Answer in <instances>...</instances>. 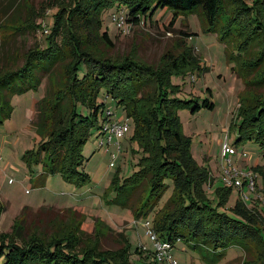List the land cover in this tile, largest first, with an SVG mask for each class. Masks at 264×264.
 Returning a JSON list of instances; mask_svg holds the SVG:
<instances>
[{
    "label": "rangeland",
    "instance_id": "rangeland-1",
    "mask_svg": "<svg viewBox=\"0 0 264 264\" xmlns=\"http://www.w3.org/2000/svg\"><path fill=\"white\" fill-rule=\"evenodd\" d=\"M69 2L0 0V66L17 67L22 63V54L29 48L44 47L52 14L62 6H68ZM116 6L104 10L100 30L89 22L79 21L77 36L98 55L111 58L130 55L154 68L161 65L164 52L171 51L177 55L185 48L192 57L188 59L191 69L185 74L174 72L170 75L171 84L180 88L176 94L180 98H195L198 103L206 97H211L214 102L212 108L203 106L192 110V104L177 110L178 127L186 139L192 168L207 174L206 180L200 183L204 200L218 213L249 223L234 210L238 202L253 219L250 224L255 232L243 241V245L237 242L227 246L212 243L197 247L179 239L170 251L171 258L177 264H264V157L262 149L252 138L236 141L237 134L233 130V125L240 119L236 114L240 97L243 93L244 97L249 96L248 91L244 92V79L236 72L235 58L240 51L235 43L228 42L227 37L222 38L220 33L208 30L199 9L174 14L170 9H153L152 6L140 23L126 21L118 27L117 17L125 12L119 10L121 6ZM173 15V24L169 26ZM64 16L62 14L59 20L60 25ZM233 17L231 6L226 1L221 17L217 19V28H224L228 19ZM238 29L230 26L228 34L232 40ZM101 30L107 31L113 46H106L100 36ZM63 31L61 29L59 36H53L58 44L61 39L66 41L67 35L63 37ZM258 48L252 45L247 55L255 57ZM263 66L264 63H258L254 72L259 75ZM51 76L55 81L59 76L60 81L64 79L63 72ZM254 89L264 94V87L253 88L251 92ZM50 90L51 83L45 75L36 89L12 96L10 115L0 119V204L4 205L0 213V232H11L21 214V235L24 237L35 231L49 237L71 226L69 220L73 219L80 222L77 231L83 242H91L98 249H116L121 246L124 236L129 244L128 259L131 263L153 264L152 245L143 220L148 218L153 225L154 215L174 192L175 179L170 176L163 178L161 193L146 217L134 216L140 207L136 196H131L128 201L130 207L112 201L114 185L133 176L142 167L141 161L149 156L134 138L135 127L130 118L126 135L118 139L111 137L108 143L100 129L91 132L81 148L83 161L80 169L87 175L86 180L69 181L58 172L44 171L43 163L36 160V150L43 138L36 132L32 121L36 103ZM102 98L100 94L97 101H102ZM106 105L112 111V117L121 119L125 115L112 99L107 98ZM225 136L235 149L231 165L255 177V190L244 185H229L223 180L225 168L229 167L221 155V142ZM112 153L116 155L114 160ZM189 185L193 195L199 184L192 181ZM225 188L229 190L222 195Z\"/></svg>",
    "mask_w": 264,
    "mask_h": 264
},
{
    "label": "trees",
    "instance_id": "trees-1",
    "mask_svg": "<svg viewBox=\"0 0 264 264\" xmlns=\"http://www.w3.org/2000/svg\"><path fill=\"white\" fill-rule=\"evenodd\" d=\"M69 1L68 6H62L52 14L44 47L29 48L22 54V63L17 67L1 64L0 119L10 115L12 96L36 89L42 77L48 76L51 90L36 103L32 121L43 138L36 150V160L43 163L47 173L58 172L69 181L82 182L87 179L80 169L82 145L94 129H100L106 117L104 111L108 109L107 98L112 99L124 110L123 117L133 120L134 138L149 155L141 161L142 167L133 176L114 185L112 201L130 207L128 201L131 196H136L140 207L134 216L146 217L161 193L163 178L170 176L176 182L174 192L153 219V228L160 238L172 245L179 239L197 247L212 243L243 245V241L255 232L250 224L253 221L249 217L251 214L248 216L246 209L237 202L234 210L249 221L245 223L238 217L218 213L205 202L200 183L206 180L207 174L192 168L186 139L178 127L179 108L194 104L193 110L214 105L211 97L198 103L195 98H180L176 94L180 88L171 84L170 75L174 72L185 74L191 69L188 59L192 57L185 48L177 55L164 52L161 65L154 68L130 55L118 58L98 55L76 32L81 20L100 30L102 13L114 5L121 6L119 10L125 12L124 23L134 24L144 20L152 6L153 9H170L174 14L199 9L208 30L220 33L222 38L227 37L228 42L235 43L240 51L235 58L236 72L244 79V92L248 91L249 96L244 97L243 93L240 97L236 110L240 119L233 125V130L237 134L236 141L252 138L264 157V94L255 89L251 92L253 88L264 87V66L259 75L254 72L258 63H264V0ZM226 1L234 17L228 19L224 28H217V19H220ZM62 14L65 16L60 25ZM173 21L174 15L169 26ZM231 25L239 27L233 40L228 34ZM61 29L64 30L63 37L67 36L66 41L61 39L58 44L53 36H59ZM100 36L106 46H113L106 30H101ZM252 45L259 47L255 57L247 55ZM59 64L58 72H63L64 79L60 81L59 76L55 81L51 75L58 73ZM100 94L103 98L98 102ZM192 181L199 184L193 195L189 187ZM228 190L225 188L222 195ZM3 209L4 205L0 204V213ZM21 215L11 232H0V264H133L128 259L129 244L124 236L118 248L98 249L95 244L82 241L77 231L80 222L70 219L71 226L49 237L38 234L39 231L24 237L21 235Z\"/></svg>",
    "mask_w": 264,
    "mask_h": 264
},
{
    "label": "built area",
    "instance_id": "built-area-1",
    "mask_svg": "<svg viewBox=\"0 0 264 264\" xmlns=\"http://www.w3.org/2000/svg\"><path fill=\"white\" fill-rule=\"evenodd\" d=\"M117 19L118 22L116 23L119 27L124 23L123 14H120ZM104 114L106 117L101 122L100 130L104 135H106L107 143L111 137L118 139L125 136L129 127L128 119L125 117H122L121 119L112 117L113 113L109 108L104 111ZM119 147V143H117V149H119ZM234 153V147L227 142V137L225 136L224 140L221 142V155L226 158L229 167L225 168L223 180L229 185H244L249 190H255V177L251 176L249 172L243 173L238 171L234 166L231 165V155ZM115 157V153H112V160H114ZM143 225L146 228L147 236L152 245V260L154 262H160L163 264H177L176 261L171 258L170 254V251L173 247L172 243L158 236L148 218L143 220Z\"/></svg>",
    "mask_w": 264,
    "mask_h": 264
},
{
    "label": "crops",
    "instance_id": "crops-1",
    "mask_svg": "<svg viewBox=\"0 0 264 264\" xmlns=\"http://www.w3.org/2000/svg\"><path fill=\"white\" fill-rule=\"evenodd\" d=\"M109 107V106H108Z\"/></svg>",
    "mask_w": 264,
    "mask_h": 264
}]
</instances>
